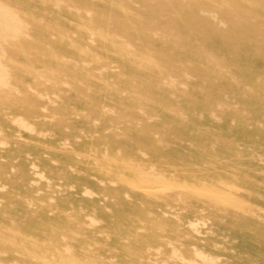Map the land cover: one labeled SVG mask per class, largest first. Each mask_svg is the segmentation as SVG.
Segmentation results:
<instances>
[{"label":"rangeland","instance_id":"374dc122","mask_svg":"<svg viewBox=\"0 0 264 264\" xmlns=\"http://www.w3.org/2000/svg\"><path fill=\"white\" fill-rule=\"evenodd\" d=\"M0 264H264V0H0Z\"/></svg>","mask_w":264,"mask_h":264}]
</instances>
